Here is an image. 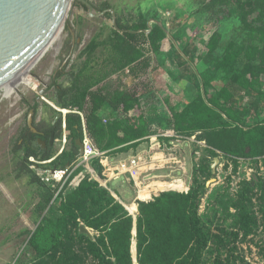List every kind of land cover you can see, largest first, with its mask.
<instances>
[{
  "label": "rangeland",
  "instance_id": "rangeland-1",
  "mask_svg": "<svg viewBox=\"0 0 264 264\" xmlns=\"http://www.w3.org/2000/svg\"><path fill=\"white\" fill-rule=\"evenodd\" d=\"M90 1L100 6L109 2L117 18L125 24L150 27L156 23L154 19L163 21L168 36L155 46L156 50L149 41L148 28H143L145 33L139 38L137 60L116 72L119 57L114 50L112 35L116 27L112 15L93 17L82 2L71 0L64 26L52 47L29 67L32 84H19L6 96V89L0 87V264H99L90 240H96L101 232L83 222L89 231L84 233L88 238L78 236L82 232L77 225H69L65 232L69 253L54 249L32 260L26 251L32 232L45 217L59 219V193L74 191L85 181L99 183L123 204L135 201L132 207L124 206L134 219L139 214L143 200L138 198L139 188L134 179L111 178L96 163L91 164L94 173L80 165L79 172L68 181L63 180L59 185L49 183L58 191L45 211L39 209L42 186L30 183L27 174L19 176L22 154L17 155L14 147L21 131L32 125L30 106L37 104V120L51 119L56 115L54 109L61 107L50 100L54 88L49 86L57 77V83L75 88L78 73H82L83 82L93 84L94 89L113 101L126 94L136 96L148 120L149 134L136 146L130 142L126 151L111 149L112 163L143 155L146 162L141 179L145 185L168 178H182L187 183L185 191H160L144 201H152L163 192L198 191V216L209 238L200 264H264V143L258 145L257 155H250L249 148L235 155L228 149H240L244 136L234 128L194 134L173 128L174 111H183L200 92L206 96L203 78L197 73L200 66L206 63L209 68L210 93L221 89L228 82L226 76L230 77L245 65L250 64L257 73L255 47L261 44L254 30L261 23L257 13H251L248 23H243L239 11L226 19H216L204 9L207 0ZM180 48L184 54L179 53ZM220 62L226 64L216 70ZM260 80L264 83V73ZM43 89L47 100L42 98ZM257 97L258 94L245 95V103ZM100 114L107 122L122 117L124 112L105 102ZM263 118L264 109L260 113L255 110L247 125L241 124V129L246 131L249 124L255 126ZM55 146L60 149L62 143L57 142ZM161 153L170 159L164 163L152 160ZM216 157L220 161L217 172L213 173ZM53 169L55 164L50 162L39 164L33 170L43 179ZM75 177L81 179L80 182L76 179L78 184L73 182ZM76 210L81 212L80 208Z\"/></svg>",
  "mask_w": 264,
  "mask_h": 264
},
{
  "label": "trees",
  "instance_id": "trees-1",
  "mask_svg": "<svg viewBox=\"0 0 264 264\" xmlns=\"http://www.w3.org/2000/svg\"><path fill=\"white\" fill-rule=\"evenodd\" d=\"M93 5L97 11L112 7L109 2H103L101 6L95 3ZM83 6L87 8L86 5ZM204 9L216 19H226L229 14L239 11L243 23H248L251 13H257L261 21L260 25L254 27L261 41L260 46L255 47L257 57L254 61H257L258 71L253 72L250 64L245 65L230 77L226 76L228 82L221 89L210 93L208 88L211 85L207 77L209 68L206 63L200 66L197 73L203 78L206 96L200 92L183 111H174L173 128L193 134L197 131L234 128L243 134L244 140L240 149L228 151L240 155L244 148H249L250 155H257L258 145L264 143V118L255 126L249 124L246 131L241 129V124L247 125L255 110L260 113L264 109V83L260 80L264 73V0H207ZM106 16H111V13L107 12ZM160 22L163 25L156 22L147 27L125 24L117 18L119 29H115L112 35L114 50L119 57L116 72L137 60L139 38L145 33L143 28L150 29L148 38L154 48L167 38L168 31L163 21ZM184 52L183 48L179 49L180 54ZM238 58L239 56L236 57V62ZM224 65L220 62L215 68L219 70V66ZM56 79L57 77L49 86L54 88V93L49 98L56 106L70 110L65 115L66 128L63 127L64 115L58 109H54L55 116L59 115L55 123L37 121L35 104L30 106L33 110L32 125H27L21 131L14 147L17 155L22 154L19 176L27 174L30 183L42 186V200L39 203L41 211L47 209L58 189L46 183L31 168V156L39 161L53 159L56 169L76 165L80 153L78 140L84 137V124L97 147L107 151L109 156L111 149L115 148V152L126 151L131 146L130 142L136 146L149 134L148 120L136 96L126 94L120 100L113 101L94 89L93 84L83 82L82 73L76 75L75 88L57 83ZM46 93L49 94L48 89ZM248 94H258V97L245 103V95ZM105 102L110 103L115 110H122L123 116L105 122L100 114ZM65 130L68 143L64 151L58 154L59 148L50 145V139L53 132L56 138H62ZM39 139L46 141L45 147ZM95 163L104 169L99 161L95 160L92 164ZM78 172L79 168L74 170L70 178ZM54 183L59 185L60 182ZM59 197V219L55 221L51 217H45L28 240L26 251L30 253L32 260L42 258L54 249L69 253L65 240L69 225L79 226L80 231V226L84 224L101 232L96 240H90L92 253L99 264H200L203 250L209 241L198 216L200 195L195 190L188 194L163 192L152 201H141L136 219L137 235L133 233L135 219L132 214L107 188L100 187L97 182L85 181L67 194L61 191ZM77 208L81 209L80 213H77ZM78 236L88 238L84 233H79ZM133 257L135 260L137 257L138 262H134Z\"/></svg>",
  "mask_w": 264,
  "mask_h": 264
},
{
  "label": "water",
  "instance_id": "water-1",
  "mask_svg": "<svg viewBox=\"0 0 264 264\" xmlns=\"http://www.w3.org/2000/svg\"><path fill=\"white\" fill-rule=\"evenodd\" d=\"M68 1L70 0H0V87L13 80L40 58L61 21ZM79 1L86 5L89 14L93 17L110 12L116 29H119L117 15L113 8L97 11L90 0ZM154 21L163 25L158 20L154 19ZM44 93L45 89L41 90V95ZM55 141L53 132L50 145H54ZM42 142L44 146L46 142L45 144ZM78 144L79 156H81L83 153L81 139L78 140ZM219 161V157H216L212 164L213 173L217 172L216 165ZM136 219L137 215L134 235H137ZM80 230L82 233L89 234L84 225L80 226ZM134 261L138 262L137 257Z\"/></svg>",
  "mask_w": 264,
  "mask_h": 264
},
{
  "label": "built area",
  "instance_id": "built-area-1",
  "mask_svg": "<svg viewBox=\"0 0 264 264\" xmlns=\"http://www.w3.org/2000/svg\"><path fill=\"white\" fill-rule=\"evenodd\" d=\"M42 98L47 100V98L44 95H42ZM57 109L61 111L64 116L70 111L69 109H65V108H57ZM63 127L64 129L66 128L65 120L63 122ZM83 134H84V137L82 139L83 153L81 156H79L76 167L72 169L73 166L71 165L66 169H56L55 168L53 170H49L48 177L43 178V180L44 181L46 180L48 183H52L55 181L61 182L63 180L68 181V179L70 178L74 170L77 169L80 165H83L89 168L90 172L94 173L95 171L91 169V164L95 160H97L103 166L105 175L106 174L111 175V178L130 176L131 178L134 179L140 191V187L142 185H145L143 180L141 179V172L146 162L144 156L136 155L128 160L121 161L117 164H113L111 157L107 154V151H102L101 149L97 147V145L95 144L85 124L83 127ZM61 143H62V146L59 149L58 154H61L64 151L66 144L68 143V138H67L66 133H64L63 137L61 138ZM157 146L161 148V143H158ZM161 154L165 155L164 153H161ZM52 160L53 159L46 160V161H39L35 156H31L30 157L31 168L32 169L39 168V164H47V163L52 162ZM77 178L79 177H75V179L73 180L74 183H76L75 181ZM80 180L81 179L79 178V182ZM79 182H77L76 184H78Z\"/></svg>",
  "mask_w": 264,
  "mask_h": 264
},
{
  "label": "bare ground",
  "instance_id": "bare-ground-1",
  "mask_svg": "<svg viewBox=\"0 0 264 264\" xmlns=\"http://www.w3.org/2000/svg\"><path fill=\"white\" fill-rule=\"evenodd\" d=\"M70 5H71V0L68 1V3L66 4L65 10L62 14L61 21L59 22L58 26L56 27V30L53 34V37L51 38L49 44L47 45V47L45 48V50L43 51V53L39 59H41L42 56L52 47L54 40L57 38L58 34L60 33L61 29L63 28L64 20H65V17H66L68 10H69ZM30 67H31V65H30ZM29 71H30V68L25 69L22 73H20L18 76H16L13 80H11L10 82H8L2 86L3 88L6 89L5 96L9 95L11 92H13L18 87L19 84H25L28 86L30 84H32V79L29 76L30 75ZM152 158H153L152 159L153 161H158L160 163H164L165 161L167 162L170 159L169 157L166 158V156L163 154H159L158 156L152 157ZM102 184H104V183L102 182ZM187 189H188L187 183L182 178H168V179H165L163 181L162 180H154V181L150 182L149 184L142 185L140 187L138 198L142 199L144 201V200L150 199L153 194L158 193L160 191H166V190L185 191ZM134 202L126 203V205L128 207H132Z\"/></svg>",
  "mask_w": 264,
  "mask_h": 264
},
{
  "label": "crops",
  "instance_id": "crops-1",
  "mask_svg": "<svg viewBox=\"0 0 264 264\" xmlns=\"http://www.w3.org/2000/svg\"><path fill=\"white\" fill-rule=\"evenodd\" d=\"M57 109V108H56ZM58 117H59V115H57V116H53L51 119H46V118H42V119H40V120H37V118H36V120L37 121H41V120H47V121H50V122H52V123H55L56 121H57V119H58ZM64 120H65V116H64ZM64 133H66L67 134V131L65 130L64 131ZM64 135V134H63ZM41 141H44V140H41ZM46 142V141H45ZM57 142H61V138H56V141H55V144L57 143ZM41 143V142H40ZM55 144H54V146H55ZM42 145V144H41ZM43 146V145H42ZM46 146V144L43 146V147H45ZM56 147V146H55ZM59 148V147H58ZM123 177V176H122Z\"/></svg>",
  "mask_w": 264,
  "mask_h": 264
}]
</instances>
